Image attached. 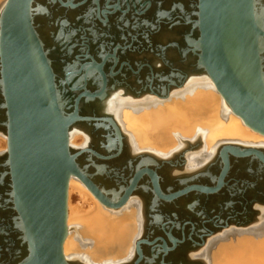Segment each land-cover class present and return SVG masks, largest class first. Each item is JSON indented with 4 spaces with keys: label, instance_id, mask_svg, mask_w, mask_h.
Instances as JSON below:
<instances>
[{
    "label": "flooded vegetation",
    "instance_id": "1",
    "mask_svg": "<svg viewBox=\"0 0 264 264\" xmlns=\"http://www.w3.org/2000/svg\"><path fill=\"white\" fill-rule=\"evenodd\" d=\"M42 1L46 18L59 31L50 33L51 41L56 47L61 45V50L48 56L58 62L54 63L55 73L66 75L63 87L68 91L95 93L99 88L91 84L99 79L104 81L105 93L124 95L152 82L158 94L143 93L165 98L190 76H200L193 69V52L187 45L193 41L190 30L194 25L187 24L191 13L188 15L182 0H172L170 5L161 0ZM39 9L35 4L34 13ZM185 74L188 76L182 80ZM102 99L85 104L84 109L101 107ZM100 115L109 116L103 109ZM100 122L106 132L88 133L84 129L85 145L72 148L83 151L80 168L108 202L123 200V207L134 199L140 206L139 222L135 221L140 235L134 241L133 254L117 264H207L194 256L204 249L207 240L231 226H250L260 216L255 205H264V164L257 156L235 158L228 154L227 174L221 187L206 193L199 188L217 187L225 167L221 158L224 145L217 149L218 144L215 156L199 169L183 171L180 167L185 165L184 156L171 159L172 153L177 155L179 150L162 160L144 152L131 155L126 137L116 133L110 121ZM225 145L255 148L264 157V148ZM97 174H101L99 178Z\"/></svg>",
    "mask_w": 264,
    "mask_h": 264
},
{
    "label": "water",
    "instance_id": "2",
    "mask_svg": "<svg viewBox=\"0 0 264 264\" xmlns=\"http://www.w3.org/2000/svg\"><path fill=\"white\" fill-rule=\"evenodd\" d=\"M34 1L5 0L0 7V135L6 139L0 153V264H83L67 260L63 252L70 177H78L106 207H119L124 201L108 202L87 178L79 164L83 151L69 143L70 129L76 125L101 133L100 121L106 120L120 132L110 116L101 117L102 107L84 109L87 103L112 96L105 93L104 81L91 84L99 88L95 93L63 87L66 75L55 73L57 61L48 56L61 45L50 47L40 25L34 26ZM182 1L191 13L187 24L194 25L193 41L186 40L193 69L209 77L231 111L264 136L261 0ZM161 2L170 5L172 0ZM151 85L134 92L158 94ZM261 152L224 145L225 167L217 187L199 189L211 193L221 187L228 154L255 155L264 164Z\"/></svg>",
    "mask_w": 264,
    "mask_h": 264
},
{
    "label": "bare ground",
    "instance_id": "3",
    "mask_svg": "<svg viewBox=\"0 0 264 264\" xmlns=\"http://www.w3.org/2000/svg\"><path fill=\"white\" fill-rule=\"evenodd\" d=\"M2 3L0 0V7ZM35 4L38 5V9L41 6L34 17L37 16L38 25L43 29L47 14L42 9L45 4L41 0H35L33 7ZM258 9L262 15L264 0L259 2ZM204 75L190 76L184 83L172 89L170 95L165 98L149 96L143 92L136 94L133 91H138L140 88L138 87L133 88L131 92H125L124 95L113 92L108 100L102 99L103 111L115 122L114 126L120 134L128 140V151L131 155L144 152L162 160L179 150L177 155L172 153L171 159L184 156L182 161L185 159L183 161L185 165L179 167L183 171H192L199 169L203 162L212 158L218 144L217 149L228 143L264 148V136L246 126L242 119L231 111L214 83ZM78 139H81L80 143L76 142ZM86 140L87 136L82 129L77 126L70 129L71 146L82 148ZM5 146L6 139L0 135V151L4 150ZM178 160L180 161V158ZM95 177L97 178L96 175ZM102 181L101 183H104ZM71 194L78 195L80 203L73 205L70 202ZM122 205L104 206L78 177L71 176L67 200L68 235L63 244L65 258L83 264H117L129 259L133 254L134 241L140 235L135 225V221L139 222L137 213L140 206L134 199L127 205L123 207ZM255 207L259 209L260 216L256 217L250 226H231L223 229L222 233L207 240L204 249L194 256L204 259L207 264H264V205ZM126 211L133 214L128 215ZM129 239L131 242L128 245ZM217 240L220 242L216 249H213ZM114 244H118L117 249L123 255L109 256Z\"/></svg>",
    "mask_w": 264,
    "mask_h": 264
},
{
    "label": "rangeland",
    "instance_id": "4",
    "mask_svg": "<svg viewBox=\"0 0 264 264\" xmlns=\"http://www.w3.org/2000/svg\"><path fill=\"white\" fill-rule=\"evenodd\" d=\"M2 1L3 0H1V3H2ZM43 29H42V31H43V34H44V37H45V39H46V43H48V45L50 46V47H54V41H51V38H50V33L53 31V32H57L58 30L56 29L57 27H55V26H53V25H51L50 23H49V21H48V19L47 18H44V23H43V27H42ZM59 32V31H58ZM262 61H263V66H264V51L262 52ZM106 100V99H105ZM108 100V99H107ZM76 142H78V143H80L81 142V139H78ZM70 202L73 204V205H76V204H78V203H80V198H79V196L78 195H76V194H71L70 195ZM130 236H131V234H130ZM130 239H129V243H128V245L130 244ZM220 241H215V243H214V245H213V249H216L215 247H217V244L219 243ZM132 244V243H131ZM117 246H118V244H114L113 246H112V249H111V253H109V256H114L115 254H118V256H121V255H123V253L121 254L120 252V250L119 249H117Z\"/></svg>",
    "mask_w": 264,
    "mask_h": 264
}]
</instances>
